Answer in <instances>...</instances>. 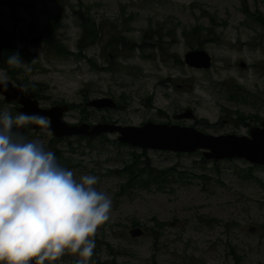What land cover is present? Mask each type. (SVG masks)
Returning <instances> with one entry per match:
<instances>
[{"label":"rangeland","instance_id":"obj_1","mask_svg":"<svg viewBox=\"0 0 264 264\" xmlns=\"http://www.w3.org/2000/svg\"><path fill=\"white\" fill-rule=\"evenodd\" d=\"M23 1L0 0V28L16 33L17 44L27 55L22 60L25 74L29 81L44 85L41 105L73 104L64 115L69 123L87 118L91 124L112 119L140 125L150 120L195 126L205 133L246 134L245 128L228 120L243 116L230 111L245 114L243 118L257 112L264 117V28L242 10L245 1L251 12L264 14V0H28V9ZM78 10H88L98 30L86 46L81 20L75 15ZM57 12L62 26L52 31L49 42L40 34L20 38L27 33L32 13L42 30L50 13ZM195 25L214 28L215 36L208 38L215 40L204 44L212 57L210 68H195L184 61L185 53L197 45H190L196 40L188 41L183 30ZM145 31L153 32L146 43ZM35 37L40 40L31 42ZM113 39L123 41L119 49L109 44ZM0 75L11 79L2 68ZM23 77V73L18 76ZM232 92L240 97L232 99ZM104 96L121 107L86 105ZM17 106L0 95V113L8 111L15 117ZM186 108H192L196 117L177 119L176 114ZM20 135L25 141L41 142L47 151L54 146L63 153L60 162L68 159L75 164L66 169L78 181L83 175L97 176L95 187L111 198L110 219L94 237L89 264H96L95 260L101 264H264L263 166L245 159L204 161L201 150L181 154L147 150L154 167L173 168L176 179L182 171L183 179L121 192L127 177L111 170L124 167L132 152L143 149L119 143L117 134L92 137L89 143L80 135L60 141L50 130L29 123ZM158 223L165 225L161 228ZM136 229L144 234L132 235ZM78 259L66 253L55 264Z\"/></svg>","mask_w":264,"mask_h":264},{"label":"clouds","instance_id":"obj_2","mask_svg":"<svg viewBox=\"0 0 264 264\" xmlns=\"http://www.w3.org/2000/svg\"><path fill=\"white\" fill-rule=\"evenodd\" d=\"M7 64L25 66L19 52ZM8 83L0 75L5 90ZM29 123L47 129L51 122L38 113H0V264H55L66 253L89 264L112 200L95 187L97 176L78 181L41 142L25 141L18 130Z\"/></svg>","mask_w":264,"mask_h":264},{"label":"water","instance_id":"obj_3","mask_svg":"<svg viewBox=\"0 0 264 264\" xmlns=\"http://www.w3.org/2000/svg\"><path fill=\"white\" fill-rule=\"evenodd\" d=\"M39 40V37H35L31 39V42ZM184 61L195 68H210L212 65L211 55L201 48L189 50L184 56ZM240 66L245 67L246 63L241 62ZM8 81L6 90L0 85V94L3 95L5 101L16 102L20 113H38L49 117L51 123L48 129L56 137L73 135L97 137L102 134L117 133L118 141L132 147L181 153L201 150L203 157L207 160L245 159L251 164L264 166V120L261 126L252 127L249 135L205 133L195 126L156 123L150 120L140 125L110 122L69 123L64 120V114L70 109L69 104L42 107L33 91L24 90L23 87ZM86 105L97 109H114L117 107V102L112 97L104 96L92 98L86 102ZM195 117L192 108H186L183 112L176 114L177 119H194ZM18 131L19 134H23L26 126ZM131 234L139 236L143 234V230H132ZM32 264L35 262L33 261Z\"/></svg>","mask_w":264,"mask_h":264},{"label":"trees","instance_id":"obj_4","mask_svg":"<svg viewBox=\"0 0 264 264\" xmlns=\"http://www.w3.org/2000/svg\"><path fill=\"white\" fill-rule=\"evenodd\" d=\"M25 3L24 6L29 8L28 0L23 1ZM243 12L247 17L251 18L253 21L257 22L262 28H264V14L261 12H251L246 7V2H243ZM88 12V10H86ZM82 13L81 11H75V15L79 20H81V26L83 28V45L86 46L87 40H94L96 39V35L98 33V30H95L94 22L92 21L91 17L88 13ZM61 12L57 13H50L48 20L44 23V28L41 30V25L38 21V18L32 13V18L27 24V33L25 35L21 36L20 38H26L28 35L32 34H42L44 38L49 42V39H51L50 34L53 30H58L62 26V16L60 14ZM90 25V26H89ZM157 33V31H155ZM152 31H145V35L143 36V42L146 43V39L152 38ZM183 35L188 37V41L190 38H194L196 40V43H190V45H197V48H204V44L208 40H215V39H209L210 36H215L214 28H203L200 26H193L190 29H184ZM48 38V39H47ZM216 38V37H215ZM127 40V39H126ZM17 35L14 31H9L4 28H0V68L7 70L8 74L12 77H15L16 75H20L23 73L24 77L20 80L19 78H16L22 85L26 86L30 90H34L36 92L37 98H40V92L43 90V84L42 83H36L33 81H29L28 76L25 74L23 68H15L11 67L7 64V59L10 55H13L17 52H19L20 57L23 61H26L27 55L23 52V49L17 44ZM128 41V40H127ZM28 43V41H26ZM129 42V41H128ZM131 43V42H130ZM149 43V42H148ZM113 48L119 49V46L123 44V41L120 40L119 42L115 39H113L109 43ZM134 44V43H132ZM141 46V45H139ZM131 47V46H129ZM62 52V51H61ZM91 61V60H90ZM179 61V60H177ZM113 67H100L101 70L104 69H112ZM264 69V66H262ZM229 96L233 99L239 98V93L232 92L229 94ZM121 107V104L118 103V108ZM233 115H241L245 117V114L237 112V111H230ZM87 118H84L82 121H86ZM79 138H86L88 139V142H90L91 138L79 136ZM120 143V142H119ZM122 144V143H121ZM52 152L55 153L57 162L64 168H71L75 166L72 162H69L70 160H63V162L59 161L60 155H63L62 152H58L57 149L52 146ZM181 154V153H177ZM205 161V159H203ZM215 162H218L219 160H214ZM69 162V163H67ZM258 166V165H255ZM112 174H118L119 176L127 177V181L122 185L121 192H128L130 189L134 188H148L150 185H159L162 186L165 183L171 181V180H178L183 179L184 172L179 171L178 172V179H176V173L173 172V168L168 169H158L157 167H154L152 165L151 159L147 153L146 149H143L141 153L132 152V159L125 163L124 167L120 169L111 170ZM128 187L129 189L126 190L125 188ZM165 223H158V227H163ZM153 236L157 235V232L154 231ZM72 264H76L72 262Z\"/></svg>","mask_w":264,"mask_h":264},{"label":"flooded vegetation","instance_id":"obj_5","mask_svg":"<svg viewBox=\"0 0 264 264\" xmlns=\"http://www.w3.org/2000/svg\"><path fill=\"white\" fill-rule=\"evenodd\" d=\"M5 70V69H4ZM7 71V70H6ZM18 76L19 75H16L15 77H12V76H10L11 77V79H8V80H10V81H12L15 85H18V86H21V87H23L25 90H30V89H28L26 86H24V85H22L18 80H16V78H18ZM31 91H33L34 93H35V96H36V92L34 91V90H31ZM1 95V94H0ZM2 97H3V95H1ZM4 99V98H3ZM4 101H5V99H4ZM6 102V101H5ZM8 103V102H7ZM11 103H13V102H11ZM14 103H16V102H14ZM60 103H64V102H60ZM60 103H58V104H60ZM17 104V103H16ZM18 105V104H17ZM72 105L73 104H70V109H72L73 107H72ZM17 111H18V106H17ZM19 112V111H18ZM20 113V112H19ZM257 114L258 115H250V116H247V118H243V117H240L237 121H235L234 119H231V118H229L228 120L229 121H232L235 125H236V123L238 124L237 125V127L238 128H245L246 130H247V133L245 134V135H249L250 134V130H251V128L252 127H255V126H261L262 125V121L264 120V117H261L260 115H259V113L257 112ZM49 118V117H48ZM50 119V118H49ZM105 121H109L108 119H104V120H102V122H105ZM80 122V121H79ZM109 122H114V123H117V121L116 120H112L111 119V121H109ZM254 124V125H253ZM54 135V134H53ZM55 138H57V139H55V140H63V138H65V137H70V136H65V137H56V136H54ZM88 140V139H87ZM69 143H70V141H69ZM89 143V142H88ZM51 145H53L52 143H50ZM71 149H73V148H71ZM262 167V166H261ZM264 167V166H263Z\"/></svg>","mask_w":264,"mask_h":264}]
</instances>
